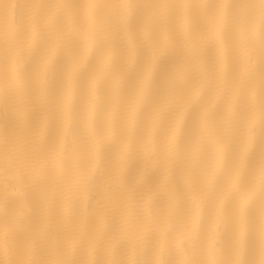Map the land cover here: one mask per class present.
Returning a JSON list of instances; mask_svg holds the SVG:
<instances>
[{
    "label": "snow or ice",
    "instance_id": "1",
    "mask_svg": "<svg viewBox=\"0 0 264 264\" xmlns=\"http://www.w3.org/2000/svg\"><path fill=\"white\" fill-rule=\"evenodd\" d=\"M0 264H264V0L0 4Z\"/></svg>",
    "mask_w": 264,
    "mask_h": 264
},
{
    "label": "bare ground",
    "instance_id": "2",
    "mask_svg": "<svg viewBox=\"0 0 264 264\" xmlns=\"http://www.w3.org/2000/svg\"><path fill=\"white\" fill-rule=\"evenodd\" d=\"M26 2V0H0V4H7V5H24ZM10 14L11 15H21V16H26V10L25 9H21L19 11H17L15 8L10 9ZM176 55H170L166 60H165V66L166 67H170L173 63H175L176 60ZM117 123L119 124V117H117ZM141 162L140 160H134L132 162V168L133 170H137L138 168H140ZM258 258V255H257Z\"/></svg>",
    "mask_w": 264,
    "mask_h": 264
}]
</instances>
